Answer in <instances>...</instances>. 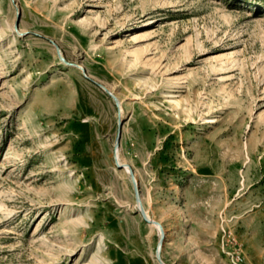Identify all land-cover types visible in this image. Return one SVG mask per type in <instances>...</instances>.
Segmentation results:
<instances>
[{"label": "rangeland", "instance_id": "374dc122", "mask_svg": "<svg viewBox=\"0 0 264 264\" xmlns=\"http://www.w3.org/2000/svg\"><path fill=\"white\" fill-rule=\"evenodd\" d=\"M0 264H264V0H0Z\"/></svg>", "mask_w": 264, "mask_h": 264}, {"label": "water", "instance_id": "95a60500", "mask_svg": "<svg viewBox=\"0 0 264 264\" xmlns=\"http://www.w3.org/2000/svg\"><path fill=\"white\" fill-rule=\"evenodd\" d=\"M120 132H121V125L119 124V128H118V138H119V136H120ZM131 173H132V171H131ZM134 182H135V181H134ZM134 186H135V191H136V199L138 200L136 182H135V185H134ZM139 209H140L142 215L144 216V218H145L147 221H149V222H155L154 220L149 219V218L146 216L144 210H143L141 207H139ZM160 262H162V261H160Z\"/></svg>", "mask_w": 264, "mask_h": 264}, {"label": "built area", "instance_id": "2783aa9c", "mask_svg": "<svg viewBox=\"0 0 264 264\" xmlns=\"http://www.w3.org/2000/svg\"><path fill=\"white\" fill-rule=\"evenodd\" d=\"M233 260L235 263L241 262L242 261V257L240 255V253H237L236 257H233Z\"/></svg>", "mask_w": 264, "mask_h": 264}, {"label": "bare ground", "instance_id": "6f19581e", "mask_svg": "<svg viewBox=\"0 0 264 264\" xmlns=\"http://www.w3.org/2000/svg\"><path fill=\"white\" fill-rule=\"evenodd\" d=\"M151 19L153 20V18H151ZM212 121H214L213 117H209V122H212ZM163 235H164V233H163Z\"/></svg>", "mask_w": 264, "mask_h": 264}]
</instances>
